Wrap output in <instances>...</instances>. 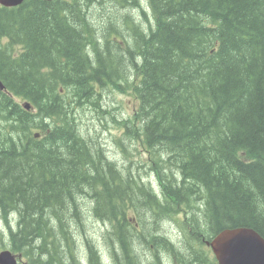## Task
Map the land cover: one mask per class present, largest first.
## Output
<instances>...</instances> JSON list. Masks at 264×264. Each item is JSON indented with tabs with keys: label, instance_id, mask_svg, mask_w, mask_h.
<instances>
[{
	"label": "trees",
	"instance_id": "trees-1",
	"mask_svg": "<svg viewBox=\"0 0 264 264\" xmlns=\"http://www.w3.org/2000/svg\"><path fill=\"white\" fill-rule=\"evenodd\" d=\"M0 79L1 247L22 264H144L152 243L151 264H217L221 230L264 237V0L0 5ZM104 90L135 103L110 112L121 158L79 122Z\"/></svg>",
	"mask_w": 264,
	"mask_h": 264
},
{
	"label": "rangeland",
	"instance_id": "rangeland-1",
	"mask_svg": "<svg viewBox=\"0 0 264 264\" xmlns=\"http://www.w3.org/2000/svg\"><path fill=\"white\" fill-rule=\"evenodd\" d=\"M134 104L135 103L132 95L113 90H104L102 94L101 105L103 111L108 110L109 113H104L102 110L97 111L94 109V107H90L85 111H80V114L82 115V117L79 119L81 127L84 128L86 132L91 130L92 132L96 133L101 143L106 147L109 155L112 158H121L120 153L116 150V146L113 143V136L114 134L117 136L122 130L116 125V123H114L113 118L110 116V112L117 119L125 118L133 113ZM84 213L86 215L85 217L88 221V225H90V227L88 226L90 232L94 234L95 237L98 235L100 236L101 232H103L106 228V223L93 216L89 202H84ZM165 224L170 226L169 232L172 233V236H177L180 234V230L175 225H173L170 220H166ZM3 226L4 224L0 222V250L3 249L1 247L2 244L9 243L8 233L4 230ZM80 244L77 255L86 261V248L84 245ZM158 246L159 245L156 244L154 249L157 250ZM106 263L112 264L110 259L107 260Z\"/></svg>",
	"mask_w": 264,
	"mask_h": 264
},
{
	"label": "water",
	"instance_id": "water-1",
	"mask_svg": "<svg viewBox=\"0 0 264 264\" xmlns=\"http://www.w3.org/2000/svg\"><path fill=\"white\" fill-rule=\"evenodd\" d=\"M24 0H0V5L12 7ZM0 88L5 86L0 79ZM25 107L31 108L26 102ZM213 249L217 264H264V237L250 227L226 228L207 241ZM22 256L11 249L0 250V264H20Z\"/></svg>",
	"mask_w": 264,
	"mask_h": 264
},
{
	"label": "flooded vegetation",
	"instance_id": "flooded-vegetation-1",
	"mask_svg": "<svg viewBox=\"0 0 264 264\" xmlns=\"http://www.w3.org/2000/svg\"><path fill=\"white\" fill-rule=\"evenodd\" d=\"M156 237H157V236H156ZM154 242H155V239H154ZM155 246H156V244L152 243V247H153V249H151V251L148 250V252L145 251L144 248H143V249H142V248H139L140 254H142V253H146V254H147V256H146V262H147V263L144 261V264H151V263L148 261V259L150 258V256H151L152 254H154V255L156 254L155 252H153V251H155V249H154ZM143 247H144V246H143ZM208 248H209L211 254H213V251H212L211 247H208ZM122 254H124V253L122 252ZM149 255H150V256H149ZM160 263H161V264H181L180 262H177V261H175V262H173V261H169L167 258H166L165 260H162ZM155 264H158V262L155 263Z\"/></svg>",
	"mask_w": 264,
	"mask_h": 264
},
{
	"label": "bare ground",
	"instance_id": "bare-ground-1",
	"mask_svg": "<svg viewBox=\"0 0 264 264\" xmlns=\"http://www.w3.org/2000/svg\"><path fill=\"white\" fill-rule=\"evenodd\" d=\"M87 263V262H86ZM89 264V263H88Z\"/></svg>",
	"mask_w": 264,
	"mask_h": 264
}]
</instances>
